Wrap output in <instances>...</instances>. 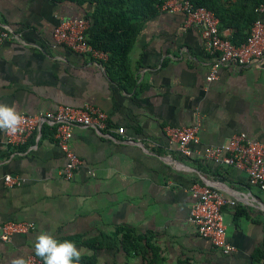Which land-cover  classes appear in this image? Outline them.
<instances>
[{
  "label": "crops",
  "instance_id": "crops-1",
  "mask_svg": "<svg viewBox=\"0 0 264 264\" xmlns=\"http://www.w3.org/2000/svg\"><path fill=\"white\" fill-rule=\"evenodd\" d=\"M87 10L68 2L0 0V25L22 40L0 44V103L27 115L94 106L108 116L110 128L108 137L73 129L71 145L82 163L69 181L61 176L66 160L54 128L43 125L19 146L9 145L0 131V224L35 226L0 241V264L37 257L41 231L74 241L82 259L95 264H256L254 254L264 252V191L251 186L243 170L201 153L234 134L264 141V60L227 65L209 82L213 58L200 29L183 13L160 12L144 24L130 53L135 85H119L103 65L106 57L54 43L59 20L80 18ZM198 118L199 142L189 145L191 156H183L165 129L192 126ZM5 176L21 184L8 188ZM195 184L236 202L223 207L233 254L213 248L190 222ZM123 227L142 238L143 251L123 249L116 236Z\"/></svg>",
  "mask_w": 264,
  "mask_h": 264
},
{
  "label": "built area",
  "instance_id": "built-area-1",
  "mask_svg": "<svg viewBox=\"0 0 264 264\" xmlns=\"http://www.w3.org/2000/svg\"><path fill=\"white\" fill-rule=\"evenodd\" d=\"M159 10L183 13L189 25L200 29L204 49L213 58L207 78L209 82L215 81L219 69L227 65H257L264 60V5H260L256 10L262 19L255 21L249 30L247 41L240 46L233 45L228 37L221 35L218 19L205 8H196L186 0H163ZM88 28L89 22L84 18L60 19L53 30L54 43L75 53L107 58L104 53L96 51L87 43ZM5 42L21 44L22 40L20 34L11 27L0 25V44ZM21 114L24 116L22 125L16 134L5 133L6 142L11 146H19L32 132L40 131L43 125L54 128V139L66 160L61 176L67 181L74 178L82 163L71 145L73 129L75 127L90 129L103 137H108L107 133L110 131L107 124L108 116L94 106L82 108L61 106L55 111L41 112L36 115ZM200 130L201 119L198 118L192 126L167 127L165 133L171 143L177 146L178 152L189 157L193 154L189 145L198 144ZM201 154L205 160L243 170L247 174L249 184L264 191V141L251 140L243 133L234 134L221 145L204 148ZM3 182L8 188L21 184L20 180L10 176H5ZM191 194L194 202L190 208V222L195 226L198 236L207 240L223 255L236 252V249L227 241L223 219V207L235 206L236 202L226 199L209 185L195 184L191 187ZM34 229V224L29 222L0 224V241L8 243L13 236L24 235ZM26 264H43V261L30 255Z\"/></svg>",
  "mask_w": 264,
  "mask_h": 264
},
{
  "label": "trees",
  "instance_id": "trees-1",
  "mask_svg": "<svg viewBox=\"0 0 264 264\" xmlns=\"http://www.w3.org/2000/svg\"><path fill=\"white\" fill-rule=\"evenodd\" d=\"M186 1L196 8L211 11L219 21L220 33L229 31L227 37L235 46L244 44L255 21L262 19L256 10L260 5H264V0ZM52 2H68L81 8L88 7L80 17L89 22L86 31L87 43L107 56L103 65L117 84L134 86L130 53L144 24L160 13L159 8L163 0H52ZM116 236H121V244L126 252L143 251V240L132 229L119 228ZM113 239L105 237L103 241L110 242ZM91 247L95 248L94 245ZM254 260L256 264H264V252L257 251ZM81 264H95V260L85 258L81 260Z\"/></svg>",
  "mask_w": 264,
  "mask_h": 264
},
{
  "label": "clouds",
  "instance_id": "clouds-1",
  "mask_svg": "<svg viewBox=\"0 0 264 264\" xmlns=\"http://www.w3.org/2000/svg\"><path fill=\"white\" fill-rule=\"evenodd\" d=\"M24 116L14 105L0 103V131L16 134ZM35 255L43 264H81L82 251L72 240H58L51 232L41 231L35 237ZM12 264H26L23 256L14 257Z\"/></svg>",
  "mask_w": 264,
  "mask_h": 264
}]
</instances>
